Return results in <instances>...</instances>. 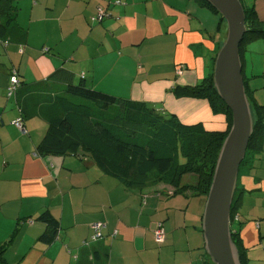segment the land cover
Listing matches in <instances>:
<instances>
[{
	"label": "crops",
	"instance_id": "1",
	"mask_svg": "<svg viewBox=\"0 0 264 264\" xmlns=\"http://www.w3.org/2000/svg\"><path fill=\"white\" fill-rule=\"evenodd\" d=\"M264 21V0H241ZM17 5L16 27L0 38V245L7 264H213L206 249V199L170 181L128 187L80 150L38 155L48 129L40 114L15 125L7 95L11 69L24 96L56 95L82 78L123 99L147 101L184 123L225 130L208 100L178 97L214 72L226 21L198 0H0V22ZM26 33L19 40L21 32ZM243 77L253 107L264 105V37L241 45ZM171 73V74H170ZM31 98L26 101H30ZM41 103V102H40ZM200 111L209 116L200 117ZM218 118V126L210 119ZM210 123V124H209ZM198 180V179H197ZM194 182H181L190 185ZM193 194L197 207L191 208ZM231 229L239 231L241 264H264V144L241 164ZM203 196V197H202ZM197 199V198H196ZM191 208V209H190ZM58 221L51 240L42 236ZM163 222L164 238L155 231ZM103 223L93 241L94 224Z\"/></svg>",
	"mask_w": 264,
	"mask_h": 264
},
{
	"label": "trees",
	"instance_id": "2",
	"mask_svg": "<svg viewBox=\"0 0 264 264\" xmlns=\"http://www.w3.org/2000/svg\"><path fill=\"white\" fill-rule=\"evenodd\" d=\"M198 1L219 15L220 23L225 22L207 0ZM244 8L247 32L243 41L249 37H264V21L254 7ZM16 12L14 4L11 12L2 17L0 38L8 40L10 33L13 36ZM18 35L19 40H23L26 33L22 31ZM20 83L13 95L18 106L17 117L24 120V125L29 116L37 114L48 122L47 132L37 147L38 155L77 154L82 150L106 174L123 179L128 187H150L167 180L176 187V192L190 188L196 194L208 195L221 147L232 125V112L215 88L213 72L198 84L176 86L174 92L178 97L208 100L215 114L226 116L225 130H208L202 122L184 123L176 114L151 107L146 101L123 99L96 89L83 78L78 83L68 84L62 93L46 94L41 100L35 95L19 99L23 88L21 79ZM251 106L254 130L241 164L249 154L261 152L264 144V105L253 107L251 103ZM180 154L185 162H180ZM186 173H196L197 182L182 184L181 177ZM235 203L236 196L232 213ZM40 218L49 222V229L42 238L51 240L59 223L49 211L43 212ZM231 230L239 249V231ZM5 250V245H0V264H7L3 256Z\"/></svg>",
	"mask_w": 264,
	"mask_h": 264
},
{
	"label": "water",
	"instance_id": "3",
	"mask_svg": "<svg viewBox=\"0 0 264 264\" xmlns=\"http://www.w3.org/2000/svg\"><path fill=\"white\" fill-rule=\"evenodd\" d=\"M227 23V35L215 60L213 80L232 112V125L221 147L203 213L206 249L215 264H241L232 238V205L239 170L254 130V116L243 77L240 46L247 32L241 0H207Z\"/></svg>",
	"mask_w": 264,
	"mask_h": 264
},
{
	"label": "built area",
	"instance_id": "4",
	"mask_svg": "<svg viewBox=\"0 0 264 264\" xmlns=\"http://www.w3.org/2000/svg\"><path fill=\"white\" fill-rule=\"evenodd\" d=\"M20 76H19V71L15 68L12 69L11 72V78H10V83L7 87V95L8 97L13 96L18 88L20 87ZM15 125L20 129L22 133H26V127L24 125V120L21 117H17L15 119ZM103 227V223H95L94 224V229H95V234L92 237V240H98L101 237V229ZM156 238L157 240L161 241L164 238V228H163V222L160 221L158 223L157 229L155 231Z\"/></svg>",
	"mask_w": 264,
	"mask_h": 264
},
{
	"label": "rangeland",
	"instance_id": "5",
	"mask_svg": "<svg viewBox=\"0 0 264 264\" xmlns=\"http://www.w3.org/2000/svg\"><path fill=\"white\" fill-rule=\"evenodd\" d=\"M227 25V24H226ZM171 74V73H170ZM147 102V101H146ZM149 103V102H148ZM149 105L152 107V106H154V108H156V109H158L156 106H155V104H153V103H149ZM213 112V111H212ZM214 113V112H213ZM200 117H206V118H209V116L208 115H206L205 113H203V112H201L200 111ZM214 115H218V114H215L214 113ZM211 121H209V122H211V125L212 126H218L217 124H218V118H213V119H210ZM189 124H192V123H189ZM210 124V123H209ZM180 162H185V157L182 155V154H180ZM198 179V175L196 174V173H186V174H184L182 177H181V182H194V181H196ZM195 192V190H192L191 189V192ZM203 197V196H202ZM197 198V199H196ZM204 198L207 200V196H205L204 195ZM199 199V197H197V195L196 194H193L192 195V197H190L189 199H188V201L187 202H190V200H191V208H193V209H195L196 207H197V200ZM205 204H206V202H205ZM190 208V209H191Z\"/></svg>",
	"mask_w": 264,
	"mask_h": 264
}]
</instances>
